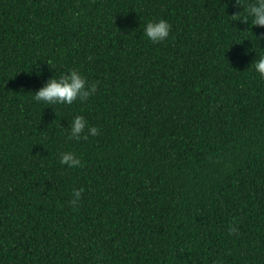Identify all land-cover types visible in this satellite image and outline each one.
<instances>
[{"label": "trees", "instance_id": "1", "mask_svg": "<svg viewBox=\"0 0 264 264\" xmlns=\"http://www.w3.org/2000/svg\"><path fill=\"white\" fill-rule=\"evenodd\" d=\"M243 14L234 0H0V264H264L250 67L264 27ZM160 18L169 36L153 43L143 26ZM70 68L96 84L86 99L32 98ZM76 114L97 133L70 138Z\"/></svg>", "mask_w": 264, "mask_h": 264}, {"label": "clouds", "instance_id": "2", "mask_svg": "<svg viewBox=\"0 0 264 264\" xmlns=\"http://www.w3.org/2000/svg\"><path fill=\"white\" fill-rule=\"evenodd\" d=\"M235 5L246 8V14L240 16L241 22H246L255 26L264 27V0H252L246 6L242 5V0H234ZM240 13V12H237ZM171 25L166 19L160 18L156 20H148L143 26L144 36L153 43L164 41L169 36ZM256 42L264 40V32L257 35ZM264 48V47H260ZM250 67L261 79H264V52L256 53L255 59L250 63ZM96 84L88 83L83 76L75 68H70L66 72H62L59 76H50L43 84L33 93V99L36 101L46 102L49 105L54 104H72L74 100L86 99L92 92L95 91ZM87 125L86 119L76 114L68 122V136L70 138L81 139L87 138V135H95L98 131L96 126L87 125V134L85 128ZM60 163L66 164L68 167H79L81 164L80 158L72 151H65L60 154ZM82 188L73 189V204L79 199ZM229 233L236 232L234 226H229Z\"/></svg>", "mask_w": 264, "mask_h": 264}]
</instances>
